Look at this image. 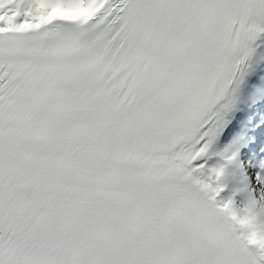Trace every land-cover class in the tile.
<instances>
[{"label":"snow or ice","instance_id":"6c2138e0","mask_svg":"<svg viewBox=\"0 0 264 264\" xmlns=\"http://www.w3.org/2000/svg\"><path fill=\"white\" fill-rule=\"evenodd\" d=\"M0 264H264V0H0Z\"/></svg>","mask_w":264,"mask_h":264}]
</instances>
